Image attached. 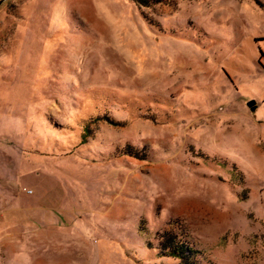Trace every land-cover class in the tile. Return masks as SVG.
I'll return each instance as SVG.
<instances>
[{
	"label": "rangeland",
	"instance_id": "374dc122",
	"mask_svg": "<svg viewBox=\"0 0 264 264\" xmlns=\"http://www.w3.org/2000/svg\"><path fill=\"white\" fill-rule=\"evenodd\" d=\"M174 237L264 264V0H0V264Z\"/></svg>",
	"mask_w": 264,
	"mask_h": 264
},
{
	"label": "trees",
	"instance_id": "16d2710c",
	"mask_svg": "<svg viewBox=\"0 0 264 264\" xmlns=\"http://www.w3.org/2000/svg\"><path fill=\"white\" fill-rule=\"evenodd\" d=\"M161 254L181 260L182 264H199L195 259V250L186 241L179 238H171L164 241L161 246Z\"/></svg>",
	"mask_w": 264,
	"mask_h": 264
},
{
	"label": "water",
	"instance_id": "95a60500",
	"mask_svg": "<svg viewBox=\"0 0 264 264\" xmlns=\"http://www.w3.org/2000/svg\"><path fill=\"white\" fill-rule=\"evenodd\" d=\"M248 106H250L251 108H252V110H254L255 109V101L254 100H251V101H249L248 102Z\"/></svg>",
	"mask_w": 264,
	"mask_h": 264
}]
</instances>
